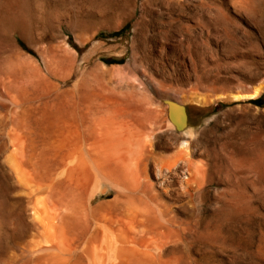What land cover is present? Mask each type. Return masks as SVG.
<instances>
[{
	"label": "rangeland",
	"instance_id": "rangeland-1",
	"mask_svg": "<svg viewBox=\"0 0 264 264\" xmlns=\"http://www.w3.org/2000/svg\"><path fill=\"white\" fill-rule=\"evenodd\" d=\"M101 68L119 69L123 78L104 77ZM95 82L116 86V92L131 83L129 91L144 103L134 102L132 109L137 104L138 110L128 116L142 121V130L150 134L154 147L149 153L154 154L152 158L148 155L151 160L146 163L150 161L147 167L153 180L157 162L164 167L161 162L173 163L178 155L184 157L180 143L186 139L191 146L187 165L191 170L184 166L169 173L164 176L163 187L153 183L145 195L137 192L128 204L123 202L128 198H121L117 216L125 214L128 220L134 204L139 208L134 213L145 212V238H163L165 248L161 253L158 249L154 252L156 256L159 253L163 264H264V0H0V264H46L53 258L42 254L43 259L34 251L39 238L34 239L37 232L27 205L29 190L18 183L5 162L10 152L18 154L9 134L20 133V128L22 133L26 127L19 135L25 136L24 142L29 145L27 168L43 185L39 195L66 204L75 210L74 215L87 218L91 224L93 240L88 231L81 237L82 252L77 249L79 253L76 250L65 264H103L97 257L92 259L95 254L91 244L101 241L106 230H110V236L117 229L108 219L105 225L95 226L91 214L102 204L114 201L117 193L108 188L105 195L93 200V206L88 205L91 208L84 206L82 197L69 189L65 180L66 168L60 159L68 149L65 143L60 149L57 146L63 145V128L70 124L69 110L79 104L82 91L90 92L89 88L98 86ZM260 86L262 91L253 100L229 98L235 93L250 94ZM78 89L83 90L78 93ZM8 90L18 101L22 99L16 101L17 105ZM117 98L124 102L119 93ZM85 102L96 109L103 100L88 98ZM175 104L182 105L186 112V123L180 128L170 118ZM190 173L200 175L201 184L187 186L184 178H191ZM46 183L57 188L49 187L50 193ZM78 217L73 218L82 230L85 220ZM136 234L138 239L144 237ZM94 235L102 237L97 240ZM84 240L92 242L86 245ZM87 246L93 256L86 259L90 250L83 249ZM55 256L53 261H58ZM136 256L129 257L127 263L145 264L147 257L144 259L142 253ZM154 258L146 261L160 264ZM45 259L49 260L45 263Z\"/></svg>",
	"mask_w": 264,
	"mask_h": 264
},
{
	"label": "bare ground",
	"instance_id": "bare-ground-1",
	"mask_svg": "<svg viewBox=\"0 0 264 264\" xmlns=\"http://www.w3.org/2000/svg\"><path fill=\"white\" fill-rule=\"evenodd\" d=\"M237 1V0H236ZM242 1V0H241ZM203 2V1H202ZM234 2V1H233ZM239 2V1H238ZM244 2V1H243ZM204 4V2H203ZM241 4V3H240ZM202 5V4H201ZM215 5V4H214ZM239 5V4H237ZM242 7V6H241ZM221 10V9H220ZM199 14V13H198ZM204 22V21H203ZM25 64V63H24ZM25 66V65H24ZM17 71V70H16ZM97 71H100L97 69ZM15 72V71H14ZM57 72V71H56ZM101 72L102 75L104 77H115V75H117L120 78L121 77V71L119 69H113V70H106L104 68H101ZM100 72H97V74ZM96 74V75H97ZM99 75V74H98ZM97 75V76H98ZM96 76V77H97ZM56 77V76H55ZM100 77V76H99ZM103 77V78H104ZM32 78V77H31ZM98 78V77H97ZM101 78V77H100ZM116 78V77H115ZM119 78V79H120ZM95 79V78H94ZM93 79V80H94ZM102 79V78H101ZM32 80V79H30ZM37 80V79H36ZM46 80V79H45ZM98 80H100L98 78ZM103 80V79H102ZM101 80V81H102ZM105 80V78H104ZM123 80L124 79H120ZM137 80V79H136ZM15 81V80H14ZM34 81V80H33ZM42 81V80H41ZM48 81V80H47ZM95 81V80H94ZM97 81V80H96ZM8 83H10L9 81H7ZM19 82V81H18ZM35 82V81H34ZM39 82V81H38ZM52 82V81H51ZM99 82V81H98ZM137 82V81H136ZM139 82V81H138ZM5 83V82H4ZM15 83V82H14ZM27 83V82H26ZM47 83V82H45ZM80 83V82H79ZM97 84V82H95ZM108 83V81H107ZM123 83V82H122ZM125 83V82H124ZM142 83V82H141ZM7 84V83H6ZM11 84H13L11 82ZM42 84V83H41ZM40 84V85H41ZM102 83H98L97 87L95 88H89L92 89L90 92L88 91H82L83 89H78V93H80V91H82L79 95H80V100H79V104L77 106H75L74 109L72 110H67L66 107V113L68 112L69 114V119L68 120V124L63 128V132H64V137H63V141L61 143L62 144H58L57 146L59 147V149L61 148V146H64V143L66 145V150L68 149V153L65 152V149L63 150L66 155H63L60 159L61 163L64 162V168H66V175H65V180L67 185H69V189H73V191L75 193H78V195L80 197H82V200L84 202V206L85 204L88 205H92L93 200H95V198L99 195V194H104V192H106V189L110 188L111 190H113L114 192L117 193V198L115 197L114 201H110L109 204L106 205H101L99 208H96L94 210H92V219L94 222V225H98V224H106V220L108 219V221H110V225H114L116 227V232L113 233V235L108 236L107 232H109L108 230H106L107 232L105 234V236H101V235H94L96 238H98L97 240H100V237H102L101 241H96V243L91 244V240L89 242L92 245V251L93 254H95L94 258L92 259H96L95 257H97L98 261L103 262V264H106L107 262H109L110 264H128L127 263V259L131 256H134V258H136L138 256H141L142 253V257H147L146 259L150 261V259H153L154 257H156L158 259V255L159 253H161L160 250L164 249L162 248L164 241L163 238L159 239L158 238H154L150 236V240H146L145 235H146V228H145V232L144 230V225H143V219H144V213L143 212L141 215L140 213L137 214V210L139 208H134L133 205L131 207L132 211L129 213V218L128 220L125 218L126 216H124L125 214H123V217L119 218V216H117L115 210L118 209L117 204L120 202L121 198H128L126 200H124L123 202L126 203L130 198H132L137 192H143V194L147 192L148 187H150L153 183H155L157 186H159V188L163 187L165 185L164 183V176L168 175L169 173L172 172H176L178 169H180L181 167H184L190 163L189 161V157L191 156V146L190 143L188 142V140L186 139V141H182L181 144V150L182 153L184 154V157H182L183 155L179 156L177 160L172 161L173 163H168V164H162V162L160 163L162 166L165 165L164 167H161L160 165H158L159 163L157 162V170H156V174L154 176V180L152 179V175L148 172L149 168L147 167V164L150 163H146L148 161V159L151 160V158L153 157L152 154L149 153V150H151L152 145L151 144L152 140L150 141L149 137L150 134L148 132V135L146 134V130H142V127L144 126V124H142L143 122L140 121L141 123H139L138 121H135L133 119H130V117L128 116L129 114H131L132 111L138 110V106L137 104L135 105L136 108H133V104L134 102L138 101V98L135 97V95L132 94V91H129V87L131 85H126V86H120L121 91L116 92L115 88L117 89V87H108L109 85H100ZM8 85V84H7ZM19 84H17L18 86ZM29 85V84H28ZM33 85V84H32ZM80 85V84H79ZM111 85V84H110ZM122 85V84H120ZM135 85V83H134ZM132 84L133 87H136ZM142 85V84H141ZM6 86V85H5ZM9 86V85H8ZM16 86V85H15ZM24 86V85H23ZM36 86V85H35ZM39 86V85H38ZM49 86V84H48ZM51 86V84H50ZM92 86V85H91ZM129 86V87H128ZM139 86V85H138ZM197 86V85H196ZM12 87V86H11ZM21 87V86H20ZM18 86V88H20ZM37 87V86H36ZM45 87V86H44ZM89 87V86H88ZM125 90H122V89ZM6 90L8 89L5 88ZM11 89V88H10ZM21 89V88H20ZM26 89V87H25ZM28 89V87H27ZM26 89V91H27ZM36 89V88H35ZM39 89V87H38ZM262 87H256L254 88L253 92L250 94H240V93H235L232 94V99L234 100H240L242 98L246 97H256L261 90ZM13 91V89H11ZM10 90V91H11ZM118 90V89H117ZM19 91V90H18ZM25 91V92H26ZM47 91V90H46ZM8 95H10L9 90L7 91ZM17 92V90H16ZM39 92V91H38ZM52 92V91H51ZM116 92V93H115ZM3 93V92H2ZM6 93V91H5ZM3 93V94H5ZM18 93V92H17ZM15 93V94H17ZM53 93V92H52ZM106 93V94H105ZM120 94L121 97L124 98V102H120L117 98L116 99V95ZM1 94V93H0ZM49 94V93H48ZM55 94V93H54ZM53 94V95H54ZM116 94V95H115ZM139 94V93H138ZM137 94V95H138ZM20 95V94H19ZM45 94H43L42 96H44ZM78 95V96H79ZM141 95V94H140ZM145 95V94H144ZM7 96V95H6ZM18 96V95H17ZM26 96V94H25ZM24 96V97H25ZM46 96V95H45ZM44 96V97H45ZM48 96V95H47ZM50 96V95H49ZM48 96V97H49ZM59 96V95H58ZM66 96V95H65ZM224 96V95H223ZM19 97V96H18ZM43 97V99H44ZM222 97V96H221ZM10 98L13 99L15 101V105H17V102H20L17 100L16 96L10 95ZM37 98V97H36ZM51 98V97H50ZM54 98V97H53ZM88 98H100L103 100V106L109 107L107 110H104V107H102V105L100 104V107L94 109L93 107H91L90 105H86V100H88ZM121 98V99H123ZM144 98V97H143ZM26 99V97L24 98ZM41 99V98H40ZM46 99V97H45ZM73 99V98H72ZM141 99V97H140ZM27 100V99H26ZM49 100V99H48ZM55 100V99H54ZM93 100V99H91ZM144 100V99H143ZM148 100V99H147ZM226 100V99H225ZM17 101V102H16ZM25 101V100H24ZM23 101V102H24ZM133 101V102H132ZM194 101V100H193ZM206 101V100H205ZM228 101V100H227ZM26 102V101H25ZM50 102V101H49ZM57 102V101H56ZM69 102V101H68ZM73 102V101H72ZM92 102V101H91ZM140 101H138L139 103ZM192 102V101H191ZM207 102V101H206ZM28 103V102H26ZM46 103V102H45ZM55 103V102H54ZM93 103V102H92ZM132 103V105H131ZM141 104H144L142 102H140ZM139 103V104H140ZM193 103V102H192ZM194 104H200V102H195ZM30 105V104H29ZM71 105V104H70ZM73 105V103H72ZM107 105V106H106ZM22 106V105H21ZM24 106V105H23ZM31 106V105H30ZM47 106V105H45ZM56 106V105H55ZM69 106V105H68ZM90 106V107H89ZM97 106V105H96ZM141 106V105H140ZM50 107V104H49ZM65 107V106H64ZM47 108V107H46ZM45 108V109H46ZM70 109V106H69ZM143 109V108H142ZM52 110V109H51ZM136 110V111H137ZM20 111V110H19ZM24 111V110H23ZM47 111V109L45 110ZM62 111V109H61ZM15 112V111H14ZM58 112V111H57ZM63 112V111H62ZM61 112V113H62ZM53 113L54 110H53ZM60 113V112H59ZM148 113V112H147ZM144 114V112H143ZM146 114V113H145ZM46 115V114H44ZM51 115V114H49ZM49 115H46L47 117ZM56 115V114H55ZM64 115H67L64 113ZM63 115V118L65 117ZM140 115H142L140 113ZM52 116V115H51ZM49 116V117H51ZM57 116V115H56ZM132 116V115H130ZM134 116V115H133ZM147 116V115H146ZM46 117V118H47ZM129 117V118H128ZM149 117V116H147ZM59 118V117H58ZM67 118V117H66ZM185 118V110L184 107L182 105H178L175 107V110L172 114V122H178L181 125H183L185 123L184 121ZM65 119V118H64ZM138 119V118H137ZM136 119V120H137ZM142 119V118H140ZM47 120L49 121V118H47ZM67 120V119H66ZM148 120V119H147ZM19 121V120H18ZM58 121V120H57ZM64 121V120H63ZM145 122L146 119L144 120ZM53 122V121H52ZM56 123V122H55ZM63 123V122H62ZM20 124V123H19ZM61 124V123H60ZM65 125V124H64ZM63 125V126H64ZM143 125V126H142ZM146 125V123H145ZM148 125V124H147ZM25 126V125H24ZM23 126V127H24ZM157 126V125H156ZM21 127V126H20ZM26 127V126H25ZM52 127V126H51ZM60 127V126H59ZM146 127V126H145ZM158 127V126H157ZM164 127V126H163ZM27 128V127H26ZM22 131L21 133V128H20V133L17 132L18 134H15L16 131L14 133H12L11 135H14L13 137L9 134L10 136V141H11V145L13 144L14 146V150H16V152L18 151V154L15 155L13 152V154H11L12 152H10L9 156L6 158L8 167L10 172L15 176L16 180L18 181V183L23 186L27 192L29 190V196L30 198L27 199V205L29 210L31 211V215L36 227V236L35 237L39 238L36 239L37 243V249L34 250L36 253H39L41 258L44 259L45 254L50 257L54 258L57 257L58 261L55 260L53 261V258L51 259L52 262L46 263L47 260L49 259H45L43 262H45L46 264H65L66 261L69 260V258H72V256H74L73 253L78 252L77 249H80L81 251V247L79 248V246H81L83 244V242L81 241V237L84 236L89 230H90V223H88V221L86 222L87 218H84L85 223L82 226V230L79 229V225L77 224V222L74 220L73 217L76 216V218L79 216L78 214L74 215V211L73 209H71L70 207H66V204H62L59 201H57V199H53L51 198V200L47 199V195L46 196H41L39 195V192L43 189V185L41 184V180H37V178L35 177V175L28 170V161L27 160V147H29V145L25 144V136L23 138L22 135L19 134H23L25 132ZM62 128V127H61ZM144 128V127H143ZM152 128V127H150ZM18 129V128H17ZM30 129V128H29ZM147 129V127H146ZM149 129V128H148ZM153 130V129H152ZM156 130V129H155ZM165 132V131H164ZM154 134V133H153ZM151 134V136L153 135ZM188 136V135H187ZM51 137V136H50ZM61 137V136H60ZM59 137V138H60ZM154 138V137H153ZM156 138V137H155ZM24 139V140H23ZM28 140V138H27ZM157 140V139H155ZM30 141V140H29ZM16 142V143H15ZM58 142V141H57ZM27 143V142H26ZM156 145V144H155ZM54 146V147H57ZM57 147V149H58ZM154 147V145H153ZM13 148V147H12ZM46 148V147H45ZM64 148V147H63ZM153 149V148H152ZM13 150V149H12ZM180 150V149H179ZM51 151V150H50ZM62 150H60L61 152ZM152 151V150H151ZM150 151V152H151ZM36 152V151H35ZM34 152V153H35ZM59 152V154H60ZM58 153V152H56ZM63 153V154H65ZM149 153V154H148ZM36 154V153H35ZM58 154V155H59ZM158 154V153H157ZM156 154V155H157ZM178 154V151H177ZM181 154V153H180ZM39 155V154H38ZM57 155V157H58ZM151 156V158L149 157L147 159V157ZM41 157V156H40ZM56 158V157H55ZM54 158V159H55ZM59 158V157H58ZM157 158V157H156ZM189 158V159H188ZM42 159V158H41ZM40 159V160H41ZM46 159V158H45ZM39 160V159H38ZM57 160V159H56ZM59 160V159H58ZM49 161V160H47ZM53 161V160H52ZM156 160H154L155 162ZM168 161V160H167ZM51 162V161H50ZM57 162V161H56ZM41 163V161H40ZM60 163V162H59ZM165 163V162H164ZM167 163V162H166ZM5 164V163H4ZM53 164V163H52ZM196 164V163H195ZM50 165V164H49ZM63 165V164H62ZM56 166V164H55ZM190 166V165H189ZM63 167V166H62ZM92 168V169H90ZM155 168V169H156ZM188 170L190 169L189 167H187ZM198 168V166L196 167ZM43 169V168H42ZM184 169V168H183ZM192 169V168H191ZM190 169V170H191ZM195 169V168H194ZM31 170V169H30ZM187 170V171H188ZM202 170V169H201ZM208 170V169H207ZM44 171V169H43ZM49 171V170H48ZM183 170H181L182 172ZM195 171V170H194ZM204 171V170H203ZM47 172V171H46ZM186 172V171H184ZM190 172V171H188ZM193 172V171H192ZM200 172V171H199ZM205 172V171H204ZM45 173V171H44ZM43 173V174H44ZM178 174V173H177ZM200 174V173H199ZM205 174V173H204ZM45 175V174H44ZM49 175V174H48ZM53 176V175H52ZM182 176V175H181ZM185 176V175H184ZM182 176V177H184ZM191 178L187 177L184 178L186 180H188L185 184L187 186H193L196 185L200 182V175L198 176L197 173H195L194 175H191ZM221 176V175H220ZM38 177V176H37ZM61 178V177H60ZM43 180V179H42ZM202 180V179H201ZM184 181V180H182ZM43 182V181H42ZM48 182V181H47ZM203 182V180H202ZM64 183V182H63ZM182 183V182H181ZM47 185L50 183H46ZM201 184V183H199ZM19 185V186H20ZM61 185V184H60ZM154 185V184H153ZM20 186V188H21ZM51 186V185H50ZM48 185V188L50 187ZM66 186V185H65ZM199 186V185H198ZM57 188L56 186H52L50 188L54 189ZM105 187V189H103ZM182 187L183 184H182ZM49 188V191L51 190L50 193H52V189ZM152 189V188H151ZM179 189V188H178ZM185 189V187H184ZM186 189H189L188 187ZM185 189V190H186ZM163 190V188H162ZM25 191V190H24ZM68 191V190H66ZM181 191V190H180ZM184 191V190H183ZM258 191V190H257ZM256 191V192H257ZM26 192V193H27ZM53 192L55 193L56 190ZM61 192V191H60ZM70 192V191H68ZM73 192V193H74ZM189 192V191H188ZM43 193V192H42ZM48 193V192H47ZM71 193V192H70ZM168 193V192H167ZM22 194V192H21ZM65 194V193H64ZM64 194L62 193L61 196H64ZM144 194V195H145ZM185 194V193H184ZM45 195V194H44ZM53 195V194H51ZM55 195V194H54ZM76 195V194H74ZM105 195V194H104ZM142 195V194H141ZM155 195V194H154ZM26 196V195H25ZM27 195V197H29ZM56 196V195H55ZM137 196V195H136ZM140 196V195H139ZM23 197V196H22ZM46 197V198H45ZM156 197V196H155ZM25 198V197H24ZM66 199H69L67 197H65ZM73 198V197H72ZM75 198V197H74ZM76 198H78V196L76 195ZM76 198L74 199V201L76 200ZM153 198V197H151ZM251 198V197H250ZM61 199V198H60ZM135 199H137L135 197ZM144 199V198H143ZM64 200V199H63ZM72 200V199H71ZM70 200V201H71ZM150 200V199H149ZM126 201V202H125ZM137 201V200H136ZM164 201V200H163ZM185 201V200H184ZM190 201V200H189ZM224 201V200H223ZM72 202V201H71ZM82 202V203H83ZM144 202V200H143ZM146 202V201H145ZM144 202V203H145ZM193 202V201H192ZM70 203V202H69ZM123 203V204H124ZM135 203V202H134ZM147 203V202H146ZM163 203V202H162ZM246 203V202H245ZM80 204V203H79ZM120 204V203H119ZM128 204V202H127ZM142 204V203H141ZM161 204V203H160ZM164 204V203H163ZM162 204V205H163ZM20 205V204H19ZM68 205V204H67ZM126 205V204H125ZM143 205V204H142ZM86 206V207H87ZM93 206V205H92ZM99 206V205H98ZM136 206V205H135ZM149 206V205H148ZM66 207V208H65ZM78 207H81L78 206ZM90 206H88L89 208ZM95 207V206H94ZM97 207V206H96ZM162 207V206H161ZM193 207V206H192ZM195 207V206H194ZM68 208H70L71 210H69ZM77 208V207H76ZM91 208V207H90ZM153 208V207H152ZM168 208V207H167ZM81 209V208H79ZM134 209V210H133ZM166 209V208H165ZM28 210V211H29ZM73 211V212H69V211ZM82 210V209H81ZM84 210V209H83ZM91 210V209H90ZM143 209L141 208V211ZM11 211V210H10ZM27 211V212H28ZM86 211L88 212L89 210L86 209ZM126 211V210H125ZM130 211V210H129ZM134 211H137L136 213H134ZM153 211V210H151ZM161 211V210H160ZM173 211V210H172ZM85 212V211H84ZM83 212V213H84ZM150 214V211H148ZM169 212V211H168ZM227 212V211H226ZM73 217H71V215ZM82 213V215H83ZM124 213V212H123ZM89 214V213H88ZM87 214V215H88ZM164 214V212H163ZM197 214V213H196ZM22 215V214H21ZM29 215V213H28ZM85 215V214H84ZM165 215V214H164ZM148 216V215H147ZM172 216V215H171ZM174 216V215H173ZM172 216V219L174 218ZM82 216H80L79 220H83L81 219ZM87 217V216H86ZM88 217H90V215H88ZM149 217V216H148ZM158 217V216H157ZM157 217L155 218L153 216V218L157 219ZM111 218V219H110ZM150 218V217H149ZM152 218V217H151ZM150 218V219H151ZM167 218H170V216H168ZM149 219V220H150ZM153 220L156 222V220ZM159 219V218H158ZM166 219V217H165ZM83 220V221H84ZM90 220V219H89ZM125 220V221H124ZM127 220V221H126ZM168 220V219H167ZM32 221V222H33ZM152 221V220H151ZM158 221V220H157ZM160 221V220H159ZM186 221V220H185ZM92 222V221H91ZM150 222V221H149ZM181 222V221H180ZM188 222V221H187ZM146 224V221L144 222ZM198 223V222H197ZM108 224V223H107ZM148 224V223H147ZM177 224V223H176ZM195 224V223H194ZM189 225V224H188ZM153 228V224L151 222V225ZM158 226H160V224H158ZM167 226V225H166ZM176 226V225H175ZM180 226V225H179ZM94 227V226H93ZM108 227V225H107ZM112 227V226H111ZM110 227V228H111ZM163 227V226H162ZM199 227V226H198ZM141 228V229H140ZM149 228V226H148ZM151 228V227H150ZM151 228V229H152ZM168 228V227H167ZM186 228V227H183ZM188 228V227H187ZM93 229V228H92ZM138 230L136 232H134L135 230ZM150 229V231H151ZM154 229V228H153ZM172 229V228H171ZM170 229V232L172 234V231ZM199 229V228H198ZM98 230V227L97 229ZM140 230V231H139ZM156 230V229H155ZM154 230V231H155ZM161 230V229H160ZM169 230V228H168ZM167 230V231H168ZM187 230V229H186ZM2 231V230H1ZM100 231V230H99ZM159 233L161 231H159V229L157 230ZM185 231V229H184ZM95 232V230H94ZM93 232V234H95ZM102 232V231H101ZM100 232V234H101ZM139 232V236H143L144 237L142 239H138L137 234L135 235V233ZM142 235H140V233H143ZM89 233L91 234V232L89 231ZM104 233V232H102ZM151 233V232H150ZM88 234V233H87ZM86 234V235H87ZM97 234H99L97 232ZM149 234V233H148ZM175 234V233H173ZM92 235V234H91ZM164 235H166V232L164 233ZM183 235V234H182ZM181 235V238H182ZM107 236V237H106ZM180 236V235H179ZM85 237V236H84ZM105 237V238H104ZM83 238V237H82ZM87 238V237H86ZM89 238V237H88ZM92 240H93V235H92ZM161 238V237H160ZM95 239V238H94ZM104 239V240H103ZM169 239V238H168ZM177 239V238H176ZM86 240V239H85ZM84 240V241H85ZM88 240V239H87ZM160 240V241H159ZM164 240L165 237H164ZM170 240V239H169ZM178 240V239H177ZM176 240V241H177ZM163 241V243H162ZM167 241V240H166ZM180 241V240H179ZM33 242V241H32ZM33 242V244L35 243ZM86 242V241H85ZM84 242V244H85ZM86 242V243H87ZM181 242V241H180ZM179 242V243H180ZM89 243H87L86 245H89ZM168 243V241H167ZM166 243V244H167ZM171 243V242H170ZM81 244V245H80ZM173 244V243H171ZM178 245V244H177ZM84 246V245H83ZM167 246V245H166ZM180 246V245H178ZM24 247V246H23ZM87 246L86 248H84L83 250L86 249L90 250V247ZM171 247V246H170ZM159 250V253H157L158 255L156 256V254H154V252L156 250ZM168 249V248H167ZM32 250V249H31ZM77 250V251H76ZM89 251L92 252V251ZM141 252H140V251ZM144 250V252H142ZM33 251V252H34ZM76 251V252H75ZM82 252V251H81ZM140 252V253H139ZM35 253V254H36ZM79 253V252H78ZM86 253V252H85ZM83 253V254H85ZM139 253V254H138ZM173 253V252H172ZM42 254H44V256H42ZM52 254V255H51ZM54 254V255H53ZM82 254V255H83ZM51 255V256H50ZM78 255V254H77ZM86 255V259L87 256L92 257L93 255L90 253V255L85 254ZM33 256V255H32ZM76 256V254H75ZM84 256V255H83ZM161 257V256H160ZM165 257V256H164ZM36 258V257H35ZM40 258V257H39ZM40 258V259H41ZM46 258H48L46 256ZM56 258V259H57ZM141 258V257H140ZM149 258V259H148ZM156 258H154L156 260ZM169 258V256H168ZM263 258V257H262ZM30 259V258H28ZM89 259V257H88ZM138 259V258H137ZM143 258H141L142 260ZM145 259V264L147 262V264H154L155 261L153 260V263H148V261H146ZM171 258H169L170 260ZM181 259V257L179 258ZM76 260V259H75ZM160 258L157 260L159 261ZM162 260V259H161ZM175 260V259H173ZM31 261V260H30ZM57 261V262H56ZM129 262L131 260H128ZM140 261V260H138ZM167 261V259H166ZM171 261V260H170ZM179 261V260H178ZM26 262V261H25ZM42 262V263H43ZM54 262V263H53ZM69 262V261H68ZM89 262V261H88ZM142 262V261H141ZM152 262V261H150ZM160 262V261H159ZM176 262V260H175ZM72 263V262H71ZM132 263V261H131ZM162 263V261L160 262V264ZM168 263V262H167ZM179 263V262H178ZM41 264V263H40ZM69 264V263H67ZM76 264V263H75ZM90 264V262H89ZM93 264V262H92ZM130 264V263H129ZM144 264V263H143ZM163 264V263H162ZM169 264H172L171 262ZM174 264V263H173ZM185 264V263H184Z\"/></svg>",
	"mask_w": 264,
	"mask_h": 264
},
{
	"label": "water",
	"instance_id": "water-1",
	"mask_svg": "<svg viewBox=\"0 0 264 264\" xmlns=\"http://www.w3.org/2000/svg\"><path fill=\"white\" fill-rule=\"evenodd\" d=\"M243 94H245V95H247L248 93H243ZM232 94H230L229 95V98L230 99H232V96H231ZM242 99H247V100H253V99H255V97H244V98H242ZM179 104H175V106L173 107V109L171 110V112H170V118H171V120H172V114H173V112H174V110H175V107L176 106H178ZM185 110V109H184ZM185 119H186V112H185V118H184V121H185ZM185 123H186V121H185ZM185 123L183 124V125H181L180 123H178V122H174V124H176L179 128L180 127H183L184 125H185Z\"/></svg>",
	"mask_w": 264,
	"mask_h": 264
},
{
	"label": "trees",
	"instance_id": "trees-1",
	"mask_svg": "<svg viewBox=\"0 0 264 264\" xmlns=\"http://www.w3.org/2000/svg\"><path fill=\"white\" fill-rule=\"evenodd\" d=\"M259 101H260V98H258V99L255 100L256 103H259Z\"/></svg>",
	"mask_w": 264,
	"mask_h": 264
}]
</instances>
